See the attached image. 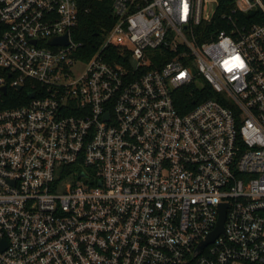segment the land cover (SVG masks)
<instances>
[{
	"label": "built area",
	"instance_id": "built-area-1",
	"mask_svg": "<svg viewBox=\"0 0 264 264\" xmlns=\"http://www.w3.org/2000/svg\"><path fill=\"white\" fill-rule=\"evenodd\" d=\"M79 3L0 0V264H264V0Z\"/></svg>",
	"mask_w": 264,
	"mask_h": 264
},
{
	"label": "trees",
	"instance_id": "trees-1",
	"mask_svg": "<svg viewBox=\"0 0 264 264\" xmlns=\"http://www.w3.org/2000/svg\"><path fill=\"white\" fill-rule=\"evenodd\" d=\"M79 21L75 29L73 30V37L75 40L82 44L83 57H91L104 42L108 31L113 27L115 23V16L113 11L112 0H80L79 3ZM112 58L107 57V60L118 61L123 56L121 52L125 53L126 50L117 46L109 48ZM128 60L129 56L125 57ZM29 91L17 92L19 96L24 93L22 98L6 99L0 107L9 105H19L27 102L29 97ZM190 97L187 92L182 99L181 110L187 109V102L189 106Z\"/></svg>",
	"mask_w": 264,
	"mask_h": 264
},
{
	"label": "water",
	"instance_id": "water-1",
	"mask_svg": "<svg viewBox=\"0 0 264 264\" xmlns=\"http://www.w3.org/2000/svg\"><path fill=\"white\" fill-rule=\"evenodd\" d=\"M59 41H62V42H65L67 43V36H64L62 38H56V37H53L50 39V42L51 43H57ZM224 220H225V210L224 208H221V217L219 219V224H218V227L217 229L209 236V238L201 245L200 249L206 244L208 243L209 241H212L215 239V237L217 235H219L221 232H223V224H224ZM199 249V250H200Z\"/></svg>",
	"mask_w": 264,
	"mask_h": 264
},
{
	"label": "rangeland",
	"instance_id": "rangeland-1",
	"mask_svg": "<svg viewBox=\"0 0 264 264\" xmlns=\"http://www.w3.org/2000/svg\"><path fill=\"white\" fill-rule=\"evenodd\" d=\"M82 66H80V67H76L75 69H74V73H75V75H80L81 73H82Z\"/></svg>",
	"mask_w": 264,
	"mask_h": 264
}]
</instances>
